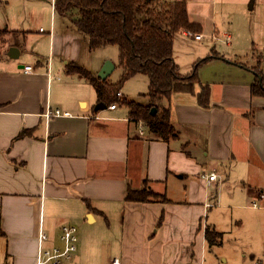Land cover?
Segmentation results:
<instances>
[{
  "label": "crops",
  "instance_id": "crops-1",
  "mask_svg": "<svg viewBox=\"0 0 264 264\" xmlns=\"http://www.w3.org/2000/svg\"><path fill=\"white\" fill-rule=\"evenodd\" d=\"M175 1H186L192 23L231 30L224 34L229 51L199 71L210 106L188 93L159 103L170 106L178 132L169 142L146 127L141 135L126 105L95 109L94 87L67 71L71 63L85 67L78 32L53 26L52 36L29 46L30 30H0V264H62L63 258L88 264L96 240L101 255L109 252L105 264H206V229L223 230L217 215L209 223L215 191L222 197L238 186L231 200L239 203L230 208L264 210L257 205L264 202V98L252 95L253 70L264 74V0H160ZM256 11L260 43L246 22ZM232 26L245 27L246 51L233 45ZM13 46L18 59L9 56ZM26 66L33 72L25 73ZM57 109L69 115L45 117ZM212 170L218 180L210 183ZM145 187L169 201L126 200L129 188ZM65 227L76 228V250L46 260V252L64 250ZM116 234V244L106 238Z\"/></svg>",
  "mask_w": 264,
  "mask_h": 264
},
{
  "label": "trees",
  "instance_id": "trees-1",
  "mask_svg": "<svg viewBox=\"0 0 264 264\" xmlns=\"http://www.w3.org/2000/svg\"><path fill=\"white\" fill-rule=\"evenodd\" d=\"M54 11L67 19L80 35L87 37L91 51L116 46L123 74L119 83L113 85L108 79L96 78L75 63H71L67 71L88 81L96 91L98 102L107 108L118 103L126 105L132 119L142 121L156 138L169 142L178 137L171 120V108L161 107L162 100L170 101L174 94L188 93L196 96L201 107L210 106V87L202 84L199 71L219 55L215 53L198 60L188 75H182L174 61V41L178 33L201 35V26L189 20L186 1L162 4L160 0H54ZM253 71L252 95L264 98V74L259 68ZM137 75H145L149 80L146 105L118 97L124 83ZM153 108L157 109L155 115ZM126 200L139 203L169 201L165 195L148 187L129 188ZM205 237L210 247L223 245V234L214 229L208 227Z\"/></svg>",
  "mask_w": 264,
  "mask_h": 264
},
{
  "label": "rangeland",
  "instance_id": "rangeland-1",
  "mask_svg": "<svg viewBox=\"0 0 264 264\" xmlns=\"http://www.w3.org/2000/svg\"><path fill=\"white\" fill-rule=\"evenodd\" d=\"M52 2L53 0H0V30L5 29L7 26L11 29L25 28L26 30H30L31 35H29V40L27 41V45L29 46H33L39 41L40 43L46 41L50 37L49 32H52L51 36L53 35V26H57L59 31H63L64 28L66 29L65 26H68L71 32H77L68 20L61 18L59 15H57L58 18L55 17ZM246 22L254 25L253 27H249L254 28V31L250 33L259 35L260 38L256 42L260 43V31L262 29L258 27L261 22L258 11L250 12ZM201 28L200 33L204 36L202 41H197L194 36L186 35V33L182 32L175 36L174 61L178 66H181L179 71L182 75H188L192 72L191 58L200 60L215 53L223 55V53L225 54L230 49L224 34L231 30V26H201ZM214 28L220 32L219 38L212 39L208 36L212 34ZM232 29L233 33L235 32L232 38L233 45L238 44L241 52L246 51L248 44H244V37L242 36L247 32L244 31L245 27L232 26ZM66 32H68L67 29ZM0 37H2L1 33ZM82 38L85 40V43L82 45L84 49L81 58L82 65H85V68L94 77L98 78L105 63L111 62L115 65V70L107 79L113 85L119 83L123 70L119 66L120 58L118 48L116 46H106L91 51L87 37L82 36ZM262 39L264 40V36H262ZM244 59L246 63L252 62L249 57ZM148 91V77L145 75H137L126 81L120 92L124 93L128 101H136L146 105L149 102L145 96ZM118 105L120 104L118 103ZM240 190L241 188L238 186L234 187V191L233 188L230 189L227 187L223 191L222 197L220 196V190L215 191V195L218 192L217 202L216 200L213 201L212 205L217 203V208H213V212L209 217V223L215 219V215L219 217L217 219L223 227V245L221 247L208 246L207 255L209 256L206 257V264H256V261L264 262V210L256 213L249 209L230 208L234 204L239 203L236 200H231L232 192L238 193L241 192ZM257 203L258 207H264V202L257 201ZM204 220L207 221V217ZM105 228V225H103V232H105ZM99 231L97 226L94 227V231L92 232L93 239L99 238ZM102 231L101 234L103 236ZM113 236L114 238H112ZM106 238L111 240L113 244H116L118 241L116 239L117 234ZM98 244L99 240H96L91 255L87 256L88 264L89 262L92 264H105L109 252L104 251L103 255H101L98 250ZM73 262L74 260L62 259V264H72Z\"/></svg>",
  "mask_w": 264,
  "mask_h": 264
},
{
  "label": "built area",
  "instance_id": "built-area-1",
  "mask_svg": "<svg viewBox=\"0 0 264 264\" xmlns=\"http://www.w3.org/2000/svg\"><path fill=\"white\" fill-rule=\"evenodd\" d=\"M186 35H191L194 36L195 40L200 41L201 39H203L202 35H194L191 32H187ZM24 71L25 73H31L33 72V68L31 66H26L24 67ZM118 97H120L119 99H123V94L122 92L118 93ZM117 108V105H111L110 107H108V109L110 110H115ZM69 115V113L67 112H62L60 110H48L45 114V117L47 119H50L52 117H61V116H67ZM138 123V127L140 130V134L143 135L144 134V123L142 121L137 122ZM207 180L212 183V182H217L218 180V174L216 173L215 170H212L211 172H209V174L206 176ZM62 240L64 241V250L62 252H60L59 250H55L54 254H51L50 252H46L45 253V257L46 260H50V259H56L59 257H67L70 253L74 252L76 250L75 247V243L77 241V237H76V228L73 227H65L63 230V237ZM112 264H120L119 260H114L112 261ZM256 264H264V262L262 261H257Z\"/></svg>",
  "mask_w": 264,
  "mask_h": 264
},
{
  "label": "water",
  "instance_id": "water-1",
  "mask_svg": "<svg viewBox=\"0 0 264 264\" xmlns=\"http://www.w3.org/2000/svg\"><path fill=\"white\" fill-rule=\"evenodd\" d=\"M9 56L13 59H18L20 56V50L19 48L13 46L9 50ZM115 70V65L112 64L111 62H106L105 65L102 67L99 78L101 80H107V78L111 75V73ZM97 111H103L107 109V106L103 103L97 104L96 108ZM157 113V109L153 108L152 109V114L155 115Z\"/></svg>",
  "mask_w": 264,
  "mask_h": 264
}]
</instances>
